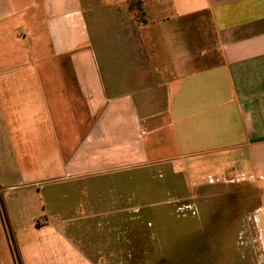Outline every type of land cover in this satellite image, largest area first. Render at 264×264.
Segmentation results:
<instances>
[{"label": "crops", "instance_id": "1", "mask_svg": "<svg viewBox=\"0 0 264 264\" xmlns=\"http://www.w3.org/2000/svg\"><path fill=\"white\" fill-rule=\"evenodd\" d=\"M210 170L264 182V0H0V228L25 188L12 234L43 238L24 264H252L264 204L255 236L176 210Z\"/></svg>", "mask_w": 264, "mask_h": 264}, {"label": "rangeland", "instance_id": "2", "mask_svg": "<svg viewBox=\"0 0 264 264\" xmlns=\"http://www.w3.org/2000/svg\"><path fill=\"white\" fill-rule=\"evenodd\" d=\"M174 165H166L163 167H173ZM181 167V166H179ZM183 168V167H181ZM215 179V185L208 184L200 193L195 194L188 201L180 202L176 210L178 214L190 215L196 214L200 218L208 219V222L213 219H222L224 222V232H241L242 234H249L255 236L260 232V227L257 224L256 218L259 209L264 204V182H243L238 183L232 177L222 179L218 174L209 171ZM218 179V180H217ZM195 182V180H193ZM210 181V180H208ZM206 186V185H203ZM198 195V197H197ZM201 195V196H199ZM28 197V190L12 189L11 191H3L1 196L2 211L5 219L6 231L0 228V264H24L23 260L27 257H37L39 249L42 244V235L35 231V227L29 228L26 235L21 236L11 231V224L9 223L10 202L15 199L25 200ZM36 204V199L34 200ZM181 206V207H180ZM192 216V215H190ZM202 223L203 227L207 226L206 220ZM184 229L190 230L198 227L196 219L191 218ZM220 226L214 224V228ZM178 227V226H177ZM204 227V229H205ZM213 227L207 229L206 232L213 233ZM201 231V230H199ZM24 238V239H23ZM251 238V237H250ZM238 243V242H237ZM254 240L240 241L242 254L244 259L250 257L252 264H263V244ZM195 244V242H194ZM238 246V245H237ZM202 248V247H201ZM193 250L200 249V247H192ZM233 250V247H226L225 250ZM261 251V252H260ZM261 254V255H260ZM194 264L196 258L193 259Z\"/></svg>", "mask_w": 264, "mask_h": 264}]
</instances>
